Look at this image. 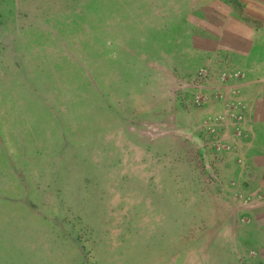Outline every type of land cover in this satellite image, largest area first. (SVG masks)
Here are the masks:
<instances>
[{"label":"rangeland","instance_id":"rangeland-1","mask_svg":"<svg viewBox=\"0 0 264 264\" xmlns=\"http://www.w3.org/2000/svg\"><path fill=\"white\" fill-rule=\"evenodd\" d=\"M202 1L0 0V264L243 262L164 72Z\"/></svg>","mask_w":264,"mask_h":264},{"label":"crops","instance_id":"crops-1","mask_svg":"<svg viewBox=\"0 0 264 264\" xmlns=\"http://www.w3.org/2000/svg\"><path fill=\"white\" fill-rule=\"evenodd\" d=\"M184 15L197 17L174 38L175 65L164 71L175 70L184 89L173 109L200 144L203 186L232 208L229 238L240 239L241 264H264V0H205Z\"/></svg>","mask_w":264,"mask_h":264},{"label":"built area","instance_id":"built-area-1","mask_svg":"<svg viewBox=\"0 0 264 264\" xmlns=\"http://www.w3.org/2000/svg\"><path fill=\"white\" fill-rule=\"evenodd\" d=\"M202 74H203L204 76H206V72H204V73H202ZM225 76L228 77V78L231 77L230 75H229V76H228V75H225ZM234 76H237V75H234ZM228 78H227V79H228Z\"/></svg>","mask_w":264,"mask_h":264}]
</instances>
